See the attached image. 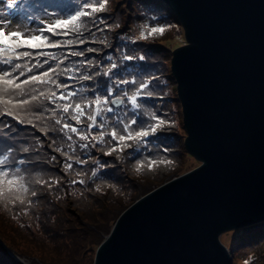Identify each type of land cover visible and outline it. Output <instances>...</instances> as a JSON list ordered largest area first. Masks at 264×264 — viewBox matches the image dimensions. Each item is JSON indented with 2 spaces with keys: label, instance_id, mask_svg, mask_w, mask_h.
Returning <instances> with one entry per match:
<instances>
[{
  "label": "snow or ice",
  "instance_id": "obj_1",
  "mask_svg": "<svg viewBox=\"0 0 264 264\" xmlns=\"http://www.w3.org/2000/svg\"><path fill=\"white\" fill-rule=\"evenodd\" d=\"M110 3L7 0L8 9L23 15L15 25L0 18V206L5 209L19 207L26 215L62 184L87 187L89 180L129 161L135 173L174 163L167 155L144 154L175 123L168 113L146 106L164 96L154 90L157 76L136 71L147 57L132 47L163 35L166 26L142 23L129 36V25L117 33L116 46L109 33L122 25L108 14ZM17 125L34 132L21 137ZM56 154L64 158L63 175L51 171L60 162ZM90 162V171H84Z\"/></svg>",
  "mask_w": 264,
  "mask_h": 264
},
{
  "label": "water",
  "instance_id": "obj_2",
  "mask_svg": "<svg viewBox=\"0 0 264 264\" xmlns=\"http://www.w3.org/2000/svg\"><path fill=\"white\" fill-rule=\"evenodd\" d=\"M160 1L185 31L171 71L201 165L124 211L94 264H236L225 234L264 224V0Z\"/></svg>",
  "mask_w": 264,
  "mask_h": 264
},
{
  "label": "rangeland",
  "instance_id": "obj_3",
  "mask_svg": "<svg viewBox=\"0 0 264 264\" xmlns=\"http://www.w3.org/2000/svg\"><path fill=\"white\" fill-rule=\"evenodd\" d=\"M122 3L124 7L118 8ZM108 14L116 17L117 22L122 25L120 29L109 33L110 41L116 46L121 43L116 39L117 33L123 32L129 25L131 27L129 36H132L137 30V25L142 23L166 26L163 35H157L132 47L147 57L143 66L136 71L141 76H157L158 81L153 82L154 90L158 95L164 96L163 101L157 100V105L151 100L146 102V106L158 109L159 115L168 113L167 119L175 123V127L163 134L159 141L154 139L152 151L144 154L149 158L167 155L174 163L167 166L158 165L152 172L145 169L141 173H135L132 162L129 161L121 167L108 169L100 178L89 180L87 187L76 185L72 191H70L72 187H65L59 192L54 189L55 195L45 193L36 208L26 215L23 214L25 225L29 223V217L34 218L29 223L31 229L26 230L29 233L24 235L25 238L19 239V235L11 233L9 224L4 220L5 217L9 218L11 208L5 209L0 206V227L6 232L0 230L3 239L0 238V264H25V261L30 264H94L99 246L118 218V213L114 214L118 202L131 205L132 197L129 196H133L137 189L151 185L152 191L178 177L179 174L191 172L201 165L184 148L188 136L184 128L182 107L178 102L176 82L171 71L172 52L187 44L185 31L176 15L168 5L161 6L156 0H111ZM153 16L157 19L152 20ZM0 18L11 19L13 25L15 24V19L1 11ZM104 51L107 53L110 50ZM162 143H166L170 152L156 155L164 146ZM178 169L179 174L171 175ZM108 184L115 185V189L107 188ZM97 185H103L99 193L95 191ZM57 195L63 198L56 199ZM10 216L11 219L21 220V217L13 212ZM99 230H105L107 233ZM225 235L229 248H238L236 264H264V224L253 228L249 233L245 230H235ZM9 237L14 242L9 240Z\"/></svg>",
  "mask_w": 264,
  "mask_h": 264
},
{
  "label": "trees",
  "instance_id": "obj_4",
  "mask_svg": "<svg viewBox=\"0 0 264 264\" xmlns=\"http://www.w3.org/2000/svg\"><path fill=\"white\" fill-rule=\"evenodd\" d=\"M142 1H145V0H142ZM148 1V0H147ZM156 1H158V0H156ZM57 2H60V3H67V1L66 0H57ZM158 3H161V2H159L158 1ZM161 6H163V4L161 3ZM172 54H173V52H172ZM149 62L151 63V60L149 59ZM152 64V63H151ZM152 73V72H151ZM153 102L154 103H156V105H157V100H153ZM14 123V122H13ZM17 128L20 130V136L21 137H25V136H30L33 132H34V130L33 129H31V128H24L23 126H20V125H17ZM36 135L37 136H39L40 134L39 133H36ZM42 139H43V137H41ZM162 144H164V146H162L161 147V144H159V146L161 147L160 148V150L157 152V154L156 155H159L160 153L161 154H163V151H162V149L165 147V146H167L166 145V143H162ZM45 147H47V145H45ZM168 147V146H167ZM51 154H53V153H51L50 152V150H49V155H51ZM56 155H58V154H56ZM94 155H97V156H99V153H94ZM58 160L60 161L59 163H57V164H55V166H53L52 168H51V171L53 170V173H55V174H57V175H63V173L60 171V169H61V166H62V162L64 161V158L63 157H60L59 155H58ZM44 167L45 168H47V167H49L48 165H44ZM74 167H78V166H75L74 165ZM90 169L91 168V163L88 165V166H86L83 170L84 171H86L87 169ZM176 173H174V174H171V175H177V174H179V172H180V170L178 169L177 171H175ZM179 177V176H178ZM175 178H177V177H174V179ZM93 181V180H92ZM167 181V180H166ZM93 183V182H92ZM65 187H68L66 184H62L61 185V188H65ZM75 187V186H74ZM69 188V187H68ZM80 188H82V187H80ZM158 188V187H157ZM72 189H73V187L70 189V191H72ZM151 185H148V186H145V188H140V189H137L136 191H134V195L133 196H129V198H131L132 197V200H131V202H132V204L131 205H133L136 201H138L140 198H142V197H144L145 195H147L148 193H150V192H152L153 190H155V189H153L152 191H151ZM131 205H126L125 203H123V202H118L117 203V208H116V210H115V212H114V214H117L118 213V218H117V220L119 219V217L122 215V213L124 212V211H126ZM15 213V214H18V217H21V220H16V219H11V216H10V213ZM33 214H35V213H32V215ZM36 215H37V213H36ZM34 218H31V217H29V223H30V221L31 220H33ZM4 220L9 224V226H10V228H11V233H13V234H17V235H19L20 237H19V239L20 238H25V236L24 235H26V233H29L28 231H26L27 229H31L30 227H29V223L27 224V225H25L26 223H23V222H25V216L23 215V212L19 209V207L18 208H16V209H10V211H9V218H7V217H5L4 218ZM28 220V219H27ZM116 220V221H117ZM116 223V222H115ZM2 229V232L3 233H6L5 231H4V229L2 228V227H0V230ZM100 232H103V233H107V231H105V230H99ZM111 232V231H110ZM110 232H108V235L110 234ZM3 236H5V235H3ZM6 237V236H5ZM0 238L2 239V237L0 236ZM10 239L9 240H11L12 242H14L12 239H11V237H9ZM3 240V239H2ZM10 244H12V243H10ZM14 248V247H13ZM1 264H3V263H1Z\"/></svg>",
  "mask_w": 264,
  "mask_h": 264
},
{
  "label": "bare ground",
  "instance_id": "obj_5",
  "mask_svg": "<svg viewBox=\"0 0 264 264\" xmlns=\"http://www.w3.org/2000/svg\"><path fill=\"white\" fill-rule=\"evenodd\" d=\"M25 264H30V263L29 262L26 263V261H25Z\"/></svg>",
  "mask_w": 264,
  "mask_h": 264
}]
</instances>
